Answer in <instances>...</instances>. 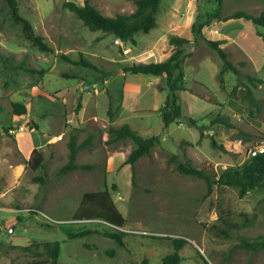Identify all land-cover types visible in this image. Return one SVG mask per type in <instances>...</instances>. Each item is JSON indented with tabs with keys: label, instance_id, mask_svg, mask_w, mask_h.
Segmentation results:
<instances>
[{
	"label": "rangeland",
	"instance_id": "374dc122",
	"mask_svg": "<svg viewBox=\"0 0 264 264\" xmlns=\"http://www.w3.org/2000/svg\"><path fill=\"white\" fill-rule=\"evenodd\" d=\"M15 1L53 51L34 46L11 17L7 1L0 0V264H30L37 257L22 247L45 241L59 242L58 264H162L177 238L186 242L178 264H264V249L236 246L264 238V188L240 197L237 187L213 185L207 194L204 180L179 173L168 161L176 154L218 176L248 162L264 143V26L240 18L214 20L203 28L207 39L221 40L239 70L222 76L217 53L202 39L195 43L191 29L218 7L222 16L239 10L258 15L264 0H221L220 6L216 0H161L157 27L136 34L134 42L89 30L62 7L65 0ZM66 1L81 5L85 0ZM86 1L105 16L136 8L133 0ZM170 35L191 42L181 46L186 54L185 90L178 93L183 118L162 132L164 79L122 68L165 60L175 49ZM81 55L98 70L66 58ZM15 104L25 113L16 114ZM216 115L227 117L234 128L215 124L200 137L198 127L187 124L193 118L198 126L207 125ZM124 123L143 137L161 136V144L136 162L135 185L124 163L132 141L106 142L108 127ZM71 134L78 143L92 136L77 162L95 167L60 174ZM209 134L225 150L213 148ZM33 149L42 154V168L28 164ZM104 189L125 219L121 227L79 219L83 194ZM115 233L123 234L122 244L107 236Z\"/></svg>",
	"mask_w": 264,
	"mask_h": 264
},
{
	"label": "trees",
	"instance_id": "16d2710c",
	"mask_svg": "<svg viewBox=\"0 0 264 264\" xmlns=\"http://www.w3.org/2000/svg\"><path fill=\"white\" fill-rule=\"evenodd\" d=\"M6 1L10 8L11 17L16 23L21 25L25 37L40 51H53V48L44 41V38L35 33L30 21L20 15L16 1ZM216 1L218 6H220L221 0ZM133 2L136 8L132 13H119L115 16H105L101 14L95 6L86 0L81 5L76 4L73 1L65 0L62 3V7L75 14L76 17L91 31L100 30L112 33L122 41L134 42V36L136 34L148 33L157 27L156 15L161 0H133ZM240 18L250 20L255 25L264 26V9L258 15L239 10L231 15L222 16L220 8L218 7L214 12L206 13L203 21H196L191 26L192 32L194 33L193 41L197 43L201 39L204 40L217 53L222 61L223 67L220 70V76L226 71H232L233 73L238 74L239 70L229 61L228 53L221 46V40L207 39L203 34V28L214 20L226 21L229 19ZM168 40L170 45L175 46V49L165 60L150 63H132L130 65H125L122 68V71L124 72L159 76L164 79L165 85L159 87L161 91H166V98L160 108L162 132L171 124L178 123L183 118L178 93L185 90V74L182 64L186 54L185 49L181 46L191 42L190 39L178 35H170ZM66 58L72 63L81 64L98 70L94 64L82 55L77 60H72L68 57ZM220 82L223 83L222 77L220 78ZM235 90L236 86L233 88L232 93H234ZM229 103L232 104L233 100H229ZM80 106L81 103L78 102L76 107L77 111L80 109ZM14 107L16 114L25 113V107L23 105L15 104ZM108 114L112 117L110 109L108 110ZM187 124L198 127L200 137L204 136L203 130L215 124L223 125L226 128H234V125L227 120V117L222 115H216L207 125L198 126L196 120L193 118H188ZM209 137L213 148L225 150L221 144H217L214 139V134H209ZM125 139H130L133 143V148L124 163L130 165L131 184L135 185L136 162L144 156H149L151 150L161 144V136L158 134L143 137L126 123L119 126L110 125L108 127L107 143L112 145ZM91 140L92 136L89 135L84 141L78 143L76 135H70L67 142V161L60 167L58 171L60 174H67L75 170H91L95 167V164H81L77 162L79 151L82 148L91 145ZM168 161L170 163L175 162V169L179 173L204 180L207 185V194L211 193L213 185L237 187L240 197H243L250 189L264 188V152L251 156L249 161L241 166L225 168L218 176L213 171L199 168L188 161L178 160L176 154L172 155ZM28 164L33 169L42 168L43 157L41 152L33 149ZM36 179L43 181L42 177ZM77 214L79 219H102L117 227H121L125 222V219L118 211L110 192L107 189L84 193ZM122 235V233L107 234L108 237L115 239L119 244H122ZM172 241L173 252L162 257V264H178L182 259L179 251L185 245V240L177 238ZM236 246L251 251H258L264 249V238L252 242L241 240ZM22 249L37 257V259L30 264H58L60 250V244L58 241H45L41 243L34 242L31 245L23 246Z\"/></svg>",
	"mask_w": 264,
	"mask_h": 264
},
{
	"label": "built area",
	"instance_id": "2783aa9c",
	"mask_svg": "<svg viewBox=\"0 0 264 264\" xmlns=\"http://www.w3.org/2000/svg\"><path fill=\"white\" fill-rule=\"evenodd\" d=\"M261 152H264V143H261L259 145L256 146L255 150L252 151L251 153V156H254L256 155L257 153H261ZM19 210H12V212H18ZM23 211H26V212H35L34 209H25Z\"/></svg>",
	"mask_w": 264,
	"mask_h": 264
},
{
	"label": "crops",
	"instance_id": "0c3cea01",
	"mask_svg": "<svg viewBox=\"0 0 264 264\" xmlns=\"http://www.w3.org/2000/svg\"><path fill=\"white\" fill-rule=\"evenodd\" d=\"M218 126L220 125V124H217ZM218 126H216V127H218Z\"/></svg>",
	"mask_w": 264,
	"mask_h": 264
}]
</instances>
